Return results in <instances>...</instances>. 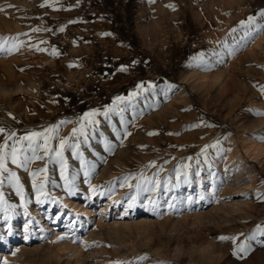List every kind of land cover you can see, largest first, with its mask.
I'll return each mask as SVG.
<instances>
[{
	"label": "rangeland",
	"instance_id": "rangeland-1",
	"mask_svg": "<svg viewBox=\"0 0 264 264\" xmlns=\"http://www.w3.org/2000/svg\"><path fill=\"white\" fill-rule=\"evenodd\" d=\"M0 9V264H264V0Z\"/></svg>",
	"mask_w": 264,
	"mask_h": 264
},
{
	"label": "snow or ice",
	"instance_id": "snow-or-ice-1",
	"mask_svg": "<svg viewBox=\"0 0 264 264\" xmlns=\"http://www.w3.org/2000/svg\"><path fill=\"white\" fill-rule=\"evenodd\" d=\"M2 10V9H0ZM15 39V38H13ZM6 49H4L3 47H0V51H5ZM7 51L11 52V49H7ZM117 99H122V97H117ZM53 129H48L47 131L51 132ZM75 132V129L73 130ZM4 132V129L3 128H0V133H3ZM43 133H37V132H33L30 134V136H33V137H39V136H42ZM13 136H15V133H12L8 138L11 139ZM30 136H26V137H22L21 139H24V140H29L30 139ZM65 143V141H61V147H63V144ZM8 144H7V141H5V143L3 145H0V174H2L3 172H6L7 171V168H6V160L7 158L10 156L11 158V162L13 164H16L18 167H26V165L28 163H30L31 159H41V157H38L35 155L36 153V147H33L32 143L30 142L27 146V149H22L21 150V155H23L24 152H26L28 149H31V152H32V156L29 157L27 155H23V159L20 160L18 159V152H17V148L15 146V144H13L11 146V150L9 153L5 154L4 152V149L8 148ZM37 147H39V145H37ZM45 152L47 154L48 152V149H45ZM57 155H61V153H57ZM41 171H44L43 169H41ZM13 178H16V173L15 172H11L9 173V180L11 181ZM3 181H0V184H2ZM18 194H19V191H18ZM3 197H2V194H0V203H3ZM8 207H11V205H9ZM221 240H224V239H228L227 237H220ZM238 252L239 253H243L245 256L248 254V248L245 247V246H241L239 249H238ZM6 264V262H5Z\"/></svg>",
	"mask_w": 264,
	"mask_h": 264
},
{
	"label": "bare ground",
	"instance_id": "bare-ground-1",
	"mask_svg": "<svg viewBox=\"0 0 264 264\" xmlns=\"http://www.w3.org/2000/svg\"><path fill=\"white\" fill-rule=\"evenodd\" d=\"M218 76H219V75H218ZM192 77H193V76H192ZM218 81H219V80H218ZM177 95H178V93H177ZM175 98H176V97H175ZM177 100L180 101V102H183V103L185 102V100H184V96L181 95V93H179V95L177 96L176 101H177ZM255 149H256V148H255ZM252 151H253V150H252ZM260 151H261V150H260ZM260 151L254 150V152H253V157L258 159V156L260 155ZM261 152H262V151H261ZM262 153H263V152H262ZM260 156H261V155H260ZM260 156H259V157H260ZM257 159H256V160H257ZM213 187H214V186H212L211 188H213ZM220 190H221V189H220ZM220 190H219V191H220ZM197 192H200V188L197 190ZM109 203H110V202H109ZM104 210H105V208L103 209V211H104ZM103 211H102V212H103ZM171 226H172V225H171ZM174 226H175V225H174ZM174 226H173V227H174ZM200 249H201V248H200ZM210 249H211V248H210ZM205 251H206V249H202V253H204ZM205 254H206V253H205ZM78 262L80 263V261H79L78 259H76V263H78ZM83 263H84V262H83Z\"/></svg>",
	"mask_w": 264,
	"mask_h": 264
}]
</instances>
